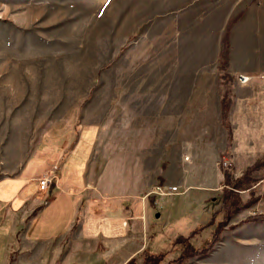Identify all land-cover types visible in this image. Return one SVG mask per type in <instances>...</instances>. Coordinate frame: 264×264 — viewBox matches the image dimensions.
Instances as JSON below:
<instances>
[{
  "label": "rangeland",
  "instance_id": "rangeland-1",
  "mask_svg": "<svg viewBox=\"0 0 264 264\" xmlns=\"http://www.w3.org/2000/svg\"><path fill=\"white\" fill-rule=\"evenodd\" d=\"M224 34L228 58L232 45L236 59L264 61V0H0V200L10 195L44 206L38 178L46 174L57 180L48 182L47 194L60 185L85 192L94 181L98 193L126 203L143 184L153 189L176 183L185 173L179 192L145 197L149 247L165 249L166 263L175 253L170 237L187 233L219 204L220 183H185L199 181L203 168V178L214 185L218 175L210 164L220 146L217 166L223 157V166L233 159L234 173L264 149L262 98L253 97L247 112L228 117L230 141L219 121L217 91L233 92L237 73L244 71L220 81L214 60ZM244 72L254 74L243 81L257 91L264 78L256 72L264 68ZM202 99L207 136L198 125L205 114L198 110ZM193 142L207 146L208 154L187 158ZM252 188L257 198L230 215L213 247L183 264H264V220L252 217L264 212V176ZM249 194L240 190L244 200ZM61 207L59 217L68 218V202ZM212 226L195 232L193 241ZM13 227L0 226V264H8L4 257L19 239ZM70 234L60 249L54 234L38 232L36 238L51 240L34 241L25 256L31 264H74L62 255L71 247Z\"/></svg>",
  "mask_w": 264,
  "mask_h": 264
},
{
  "label": "crops",
  "instance_id": "crops-1",
  "mask_svg": "<svg viewBox=\"0 0 264 264\" xmlns=\"http://www.w3.org/2000/svg\"><path fill=\"white\" fill-rule=\"evenodd\" d=\"M229 46L227 69H230L231 72L236 73L242 70L247 71L256 70V68H264V61L258 60V58L254 61H248L247 59H236L235 54H232V45ZM216 59H218L217 51L215 55L214 66H216L217 63ZM235 85L236 87L232 90V100L228 109L229 118H231V115L234 116L235 111H240L242 113H244V111L247 112L248 108L252 104V98L255 96L262 98L264 101V82L259 85V89L257 91L254 90L255 88H253V82L250 83L245 81H236ZM220 91H217L216 94V96L218 95V100ZM215 98L213 99L215 100ZM204 99L200 100V107L198 110L199 113H205L204 117L207 119V121L203 116H201L202 120L198 125H200V131H203L200 135L204 133V135L207 136V129L205 127L208 126L209 117L208 107L206 103L205 105L203 104ZM217 114H219L220 121L219 109ZM246 120H248L245 124L246 127L251 128L252 124L249 123V117H247V115ZM247 141V144L249 145L251 143L250 138H248ZM192 144H194V146H191L192 148L189 150L190 154H187V158H189L190 155V158L193 157V159L196 160L198 156H205L208 150L207 146L201 149L199 145L197 146V143L195 144L193 142ZM219 148L221 149L222 147L220 146ZM219 148H217L212 153V156L214 157V164H210L213 171H215L218 175L217 181L213 183L214 185H211L207 178H203V176H206V174H204L202 168L199 169L201 170L198 174L199 181L193 183L187 182L184 185L185 188L192 184H195V186L201 188H207L208 186L215 187L220 183L222 172L217 166L215 158V156L219 155ZM143 156L144 154L142 153V157ZM248 162H250V160ZM231 164L233 167H235L233 159ZM241 169L242 167H240L237 171L234 168V171L235 173H238ZM184 174L181 172L179 177L174 180L177 186L180 181L181 183L184 182L183 177H188L187 175L184 176ZM163 175V181L165 182L167 175ZM51 181H55V184L57 182L56 179H52ZM57 188V191L51 192L50 194H47L46 188L44 189V196H47V200H45V205L41 206L40 208L37 207V205H34L33 202L25 204L21 203L20 199L18 201H13L14 199L11 198L10 195L7 198L5 197L0 200V210L2 209V204H4V206L5 203L9 205L8 207L5 206L4 214L6 215L4 217L6 219L4 223H2V219H0V226L4 225L5 223H7L9 227L14 225L13 231L15 235L20 231L18 241L10 249V255L4 257L8 260V264H31V260H28L27 256L25 255L30 249V246L34 244V241L42 242L44 245H46L45 242L57 238V241L55 242H57L58 247L61 249L60 240L64 239V237H66V235L69 233H71L69 235L71 236V247H67V250H65L64 254L62 255L65 256V254L68 253V260L74 264L99 263L104 259L105 254L110 253L115 248L120 249L123 257L120 261H118V263L115 264H122L126 257L135 254L148 242L149 233L147 216L149 215V209L147 207L145 197H148L150 200H154L156 194L154 189H148L146 188L145 184H143V189L139 192V196H131L129 199L127 198L126 203H124L123 198H113V200H111L110 196L105 194L103 191L100 190L101 192L98 193L97 183L94 181H92L88 188L86 187L88 190L85 192L84 190L82 191L80 187L74 188L71 186L64 187L60 185ZM185 188L183 190H185ZM183 190L180 191L183 192ZM83 192L84 194L82 196ZM96 192L98 193V197L100 196V200L95 196ZM67 202L70 208V215L68 218H65V216L62 218V215L59 217V213L62 212L63 208L61 206L67 204ZM77 213L79 214L78 218ZM204 216L205 218L203 217V220L207 218L208 214ZM17 219L21 223L24 222L25 225L20 227V224L18 225ZM19 227L21 230H25V234L21 233ZM47 231L49 234H54L53 238L50 239L48 236L44 238H36L39 237L36 235L38 232L44 233ZM4 249H6V247ZM15 249L17 250L16 253H14Z\"/></svg>",
  "mask_w": 264,
  "mask_h": 264
},
{
  "label": "trees",
  "instance_id": "trees-1",
  "mask_svg": "<svg viewBox=\"0 0 264 264\" xmlns=\"http://www.w3.org/2000/svg\"><path fill=\"white\" fill-rule=\"evenodd\" d=\"M221 47L218 53L217 66L219 69L218 76L220 81L226 82L234 77V73L227 69L228 66V39L227 35L224 34L221 37ZM232 100L231 90L225 88L220 91L219 94V113L220 122L226 128V138L227 140L231 137V126L228 120L227 111ZM230 141V140H229ZM220 162V161H219ZM264 168V149L259 155L251 162H247L246 165L235 174L232 171V164L229 166H223L220 162V169L222 172V177L220 181V196L219 204L217 207H212L209 210V215L203 221L196 222L193 227L189 229L187 233L178 232L171 238L170 249H175V253L166 260L169 264H183L188 261L189 257L192 255H201L209 251V248L213 247V244L221 236V231L223 225L226 224L230 215L235 211L239 210L245 206L250 200L253 201L257 198L254 194L252 184L258 180L260 176H264V170L260 175H255L254 171ZM249 190L248 198L245 200L241 198L240 190ZM219 217L216 214L221 211ZM256 219L264 220V212L258 213L252 216ZM208 223H213L211 228H208V233L204 235L200 242L193 241V235L207 225ZM149 242L142 246L135 254L126 257L122 264H166L164 262V256L166 253L165 249H151L149 247ZM120 249L115 248L108 254H105L103 262L104 264H115L118 263L123 257Z\"/></svg>",
  "mask_w": 264,
  "mask_h": 264
},
{
  "label": "built area",
  "instance_id": "built-area-1",
  "mask_svg": "<svg viewBox=\"0 0 264 264\" xmlns=\"http://www.w3.org/2000/svg\"><path fill=\"white\" fill-rule=\"evenodd\" d=\"M256 74H259L261 75L263 78H264V72H256ZM252 75H254L253 73L251 74H248V73H245L244 71L240 72V73H237V79L239 81H242L245 80L247 81ZM221 161V164L223 165H226L228 160L226 157H223L220 159ZM52 176L50 175H42L38 178V185H39V188L40 189H45V187H47V184L49 181H51ZM156 193H159V194H165L166 192L170 193V192H176V191H179V189L177 188V185L175 183H163V184H155L154 185V188Z\"/></svg>",
  "mask_w": 264,
  "mask_h": 264
}]
</instances>
